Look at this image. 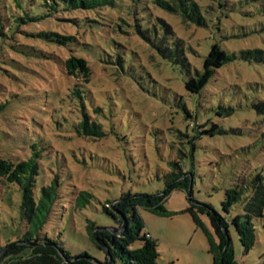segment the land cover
Wrapping results in <instances>:
<instances>
[{"label":"rangeland","instance_id":"374dc122","mask_svg":"<svg viewBox=\"0 0 264 264\" xmlns=\"http://www.w3.org/2000/svg\"><path fill=\"white\" fill-rule=\"evenodd\" d=\"M17 1L31 13L40 9L35 3L39 0ZM197 3L202 24L162 9L154 0H120L107 7L102 23L87 29V44L81 49L93 70L89 82L74 81L62 63L45 59L51 49L63 55L65 51L40 47L41 42L22 33L15 41L0 33V156L27 159L32 145L41 152L34 192L38 195L56 176L59 180L45 230L72 254L87 251L104 259V251L90 239L88 224L116 227V219L103 208L125 192L163 191L169 163L181 150H190L192 138L194 157H184V163L194 173L196 199L224 213L221 202L228 188L257 174L264 182L261 2ZM12 9V0L0 1L4 18ZM161 20L183 40L192 73L202 69L213 43L231 55L200 93L185 87L187 65L165 58L152 46L151 40L166 45L160 39L165 37ZM48 21L25 28L49 29ZM62 23L55 19L50 27L59 29ZM83 107L102 135L80 134ZM185 109L192 119L185 117ZM22 197L19 185L0 179V245L23 231ZM188 204L185 191L174 190L166 202L171 216L139 209L145 231L158 243L157 264L212 263L208 239L186 211ZM244 212L241 202L231 210ZM252 221L255 242L248 252L236 226H230L239 264H264V216H253Z\"/></svg>","mask_w":264,"mask_h":264},{"label":"trees","instance_id":"16d2710c","mask_svg":"<svg viewBox=\"0 0 264 264\" xmlns=\"http://www.w3.org/2000/svg\"><path fill=\"white\" fill-rule=\"evenodd\" d=\"M1 1V0H0ZM10 1V0H9ZM120 0H39L36 3L40 9L37 13L24 10L22 3L12 0L13 12L6 18L0 11V33L8 40H17L22 33L27 39L56 47L65 51L66 55L56 49L46 52L45 59H54L62 63L64 71L78 83L89 82L92 77V67L82 54L85 49L84 37L88 28L100 24L107 7H115ZM217 1V0H213ZM17 2V3H16ZM264 15V0H260ZM154 3L174 14L184 15L202 24L200 8L197 0H154ZM94 11L93 16L87 12ZM192 13V14H191ZM199 15V17L197 16ZM49 20L52 25L55 19L63 22L61 28L30 31L25 27ZM165 31L162 38L165 47L158 41H152L165 58L174 62L181 61L188 66L189 79L185 87L190 93H200L214 76L218 68L232 59L221 45L213 43L205 57L202 69L191 70V63L186 55L183 40L175 33L173 26L161 20ZM23 27V28H22ZM264 30V22L263 27ZM159 39V40H160ZM37 46V47H38ZM26 47V46H25ZM25 51V49H23ZM256 52H262L256 48ZM27 52V51H25ZM51 58V59H50ZM77 91H75L76 94ZM80 96V95H79ZM79 132L88 135H102L98 124L83 107ZM185 117L192 119L193 114L185 109ZM194 125V122L191 123ZM193 139L191 148L181 150L176 161L169 163L170 169L165 174L166 188L158 193L125 192L112 204L106 203L104 211L117 221L116 227H103L94 222L87 226L92 242L105 253L100 259L87 251L72 254L57 239L51 237L45 230L53 212L58 197V176L49 185L43 186L38 195L34 192L37 176L40 174L41 152L32 145L33 152L27 159L12 161L0 156V179L11 184H17L22 192V233L16 240L0 245V262L6 264H157L159 258L158 243L145 231V221L139 209L143 208L159 216H171L166 202L174 190H183L188 196L189 204L186 211L191 215L197 228L206 235L209 252L212 255L211 264H239L235 256L230 226H236L239 239L245 252L254 246L255 226L253 216H264V182L260 174L251 179L242 178L234 187L228 188L222 200L224 213L217 210L210 202L194 197L195 179L192 170L187 169L184 157H194ZM243 203L244 214H231L233 206ZM204 217L209 219L208 225Z\"/></svg>","mask_w":264,"mask_h":264}]
</instances>
